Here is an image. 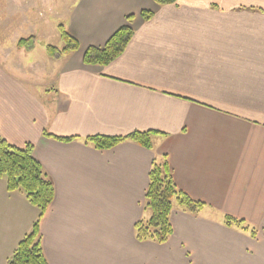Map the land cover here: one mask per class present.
Masks as SVG:
<instances>
[{"label":"crops","instance_id":"crops-1","mask_svg":"<svg viewBox=\"0 0 264 264\" xmlns=\"http://www.w3.org/2000/svg\"><path fill=\"white\" fill-rule=\"evenodd\" d=\"M47 1L53 20H34L30 32L34 24L58 31L61 18L78 47L58 58L45 50L43 63L24 62L35 41L17 47L21 35L5 33L10 22L0 15V139L30 143L52 182L39 220L47 263L264 264V0ZM142 10L154 15L144 21ZM126 24L133 35L121 55L83 63L89 46L102 47ZM146 130L158 132L151 149L83 142ZM162 155L176 187L206 206L194 215L174 204L168 240L138 241L148 173ZM37 215L0 177V264ZM226 215L256 236L226 226Z\"/></svg>","mask_w":264,"mask_h":264},{"label":"trees","instance_id":"trees-1","mask_svg":"<svg viewBox=\"0 0 264 264\" xmlns=\"http://www.w3.org/2000/svg\"><path fill=\"white\" fill-rule=\"evenodd\" d=\"M160 7L174 4L177 0H153ZM140 15L144 21L152 18L153 12L142 10ZM131 16L126 17L129 23ZM62 47L46 46L47 54L52 58L68 55L74 52L77 41L66 31L63 24L57 25ZM133 35L132 28L126 24L119 27L102 47L89 46L82 57L87 65L105 66L116 59L124 51ZM22 38L18 46L31 47L34 39ZM158 134L153 130L134 131L125 136L90 135L83 138L85 144L98 150L110 149L124 141H132L144 148L151 149L152 136ZM61 141H72L75 137L59 138ZM0 177L6 181L7 191H21L26 200L38 209V215L32 224L31 230L18 242L13 254L8 258V264H48L41 246L39 220L50 205L54 197L52 182L44 172L42 165L32 155V145L26 143L17 147L4 139H0ZM174 204L191 214H198L206 204L194 200L179 190L172 178L166 155L161 161L153 159L148 173V185L144 194L143 210L149 212L148 217H142L134 224V236L138 241H152L158 244L165 243L172 234L170 213ZM223 223L248 232L256 236L257 229L244 220L231 216H224Z\"/></svg>","mask_w":264,"mask_h":264},{"label":"rangeland","instance_id":"rangeland-1","mask_svg":"<svg viewBox=\"0 0 264 264\" xmlns=\"http://www.w3.org/2000/svg\"><path fill=\"white\" fill-rule=\"evenodd\" d=\"M7 2L8 1L6 0L5 3ZM28 2L29 4L27 5ZM2 4H3V0H0V15L3 16L4 19H9L10 22V24L7 25V27L5 26V30H6L5 33L17 32L19 35H21V37H18L16 41V46L20 48L26 47V46H18V41L22 38L24 39L29 38V40H31L30 38L32 37L35 41L34 45L32 46V49L30 48L26 49L25 53H23L22 57L24 59V62L34 60L35 62L38 61L39 63H43L44 61H47L46 60L47 55L45 52L47 45H52L59 49L62 47V43L57 33L58 31L49 30L48 26H46V28L44 29L45 32H42L40 29H37V25L33 23L34 24L33 29L36 32V35H34L33 31L30 32L31 31L30 25H32V22H34V20H42V18H44L43 17L44 15L46 16V18H49L50 22L51 20H53L51 18L52 12H49L50 11L49 1L14 0V5L17 4L23 5V10H25L26 12L21 14H17V12H15L17 8L10 7L11 5H9L8 3H7L8 7L7 6L4 7L2 6ZM57 21H60V23H62L61 18H58ZM21 29L25 31L26 36L24 35V32H21L22 31ZM9 40H10L9 38L5 39L6 42H9ZM156 159L157 161H161V156L157 157Z\"/></svg>","mask_w":264,"mask_h":264}]
</instances>
